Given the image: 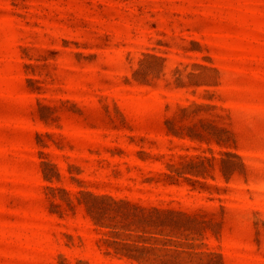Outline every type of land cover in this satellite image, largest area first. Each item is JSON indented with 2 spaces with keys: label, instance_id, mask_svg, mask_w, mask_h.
Instances as JSON below:
<instances>
[{
  "label": "rangeland",
  "instance_id": "obj_1",
  "mask_svg": "<svg viewBox=\"0 0 264 264\" xmlns=\"http://www.w3.org/2000/svg\"><path fill=\"white\" fill-rule=\"evenodd\" d=\"M0 264H264V0H0Z\"/></svg>",
  "mask_w": 264,
  "mask_h": 264
}]
</instances>
